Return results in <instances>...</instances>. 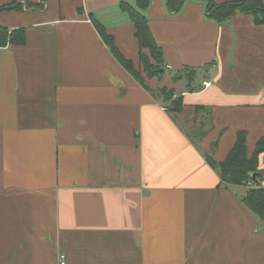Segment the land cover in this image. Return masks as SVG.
<instances>
[{
  "label": "crops",
  "instance_id": "obj_1",
  "mask_svg": "<svg viewBox=\"0 0 264 264\" xmlns=\"http://www.w3.org/2000/svg\"><path fill=\"white\" fill-rule=\"evenodd\" d=\"M121 1L136 5L0 0V25L26 34L0 47V264H264V224L242 201L251 185L222 182L158 92L183 95L180 120L206 130L217 162L240 131L251 155L264 137V24L243 12L217 22L204 0H150L165 70L194 68L198 89L154 76L148 90L91 20L138 68Z\"/></svg>",
  "mask_w": 264,
  "mask_h": 264
},
{
  "label": "trees",
  "instance_id": "obj_2",
  "mask_svg": "<svg viewBox=\"0 0 264 264\" xmlns=\"http://www.w3.org/2000/svg\"><path fill=\"white\" fill-rule=\"evenodd\" d=\"M208 17L217 22H226L230 20L236 13H251L259 24H264V3L261 0H231L222 3H216L214 0H204ZM184 0H168V6L171 10L176 11L180 8ZM14 5V4H13ZM150 5V0H136V5L127 1H121L120 8L127 12L135 24L136 37L139 46V67L136 68L134 62L126 58L115 44L114 37L108 33L106 27L99 22L92 14L91 20L102 39L108 45L114 56L120 63L135 77V79L146 89L151 90L146 82V78H152L164 72V56L162 47L157 43L151 30L148 18L143 10ZM10 6V5H9ZM20 7L21 4H16ZM7 7H2L5 9ZM26 42L25 28L19 27L9 29L6 26L0 25V47L8 44L23 45ZM197 78V72L194 68H188L174 74L173 79L187 80L189 92H196L194 82ZM159 94L163 95L168 113L176 122H181L178 112L183 108V95H175L172 89L166 87L158 90ZM176 96V97H175ZM201 111L200 107H196V114ZM177 123V122H176ZM183 125V123H182ZM204 128H196V133L199 138L205 134ZM247 133L240 131L237 135L234 146L229 151L226 159L222 162H217L213 158L215 146H212L205 156L206 161L215 169L220 170L221 180L226 184L235 185H251L246 195L242 198L244 205L264 224V187L261 185L259 175L256 180L252 178V173H264V169L259 168V155L264 152V137L257 143L251 155L248 154L247 148Z\"/></svg>",
  "mask_w": 264,
  "mask_h": 264
},
{
  "label": "rangeland",
  "instance_id": "obj_3",
  "mask_svg": "<svg viewBox=\"0 0 264 264\" xmlns=\"http://www.w3.org/2000/svg\"><path fill=\"white\" fill-rule=\"evenodd\" d=\"M177 73V71L175 72ZM174 72H172L171 70H169L167 72V70H164V72H161L159 75H157L158 78H162L164 79L165 77L169 76L171 79H173V76L175 74ZM201 74H205V71L202 70L200 72H198V75H201ZM184 83L186 85L187 88H189L187 86V80L184 79ZM188 90V89H187ZM178 126L180 127V129L183 130V132L185 133V135L188 137V139L192 142V144L204 155L206 156L208 154V152L204 151V149L202 148V145L200 144L199 140V136L196 135V133H193L191 131H189L185 126L184 124L182 125L181 122H178L176 121Z\"/></svg>",
  "mask_w": 264,
  "mask_h": 264
},
{
  "label": "built area",
  "instance_id": "obj_4",
  "mask_svg": "<svg viewBox=\"0 0 264 264\" xmlns=\"http://www.w3.org/2000/svg\"><path fill=\"white\" fill-rule=\"evenodd\" d=\"M204 84H205V87H208L211 83L208 81V82H205ZM60 264H66L65 255L60 256Z\"/></svg>",
  "mask_w": 264,
  "mask_h": 264
},
{
  "label": "water",
  "instance_id": "obj_5",
  "mask_svg": "<svg viewBox=\"0 0 264 264\" xmlns=\"http://www.w3.org/2000/svg\"><path fill=\"white\" fill-rule=\"evenodd\" d=\"M259 175H264V173L254 172L252 173V178L256 180Z\"/></svg>",
  "mask_w": 264,
  "mask_h": 264
}]
</instances>
